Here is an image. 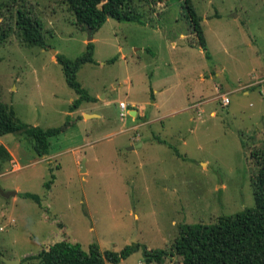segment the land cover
Here are the masks:
<instances>
[{
	"label": "rangeland",
	"instance_id": "rangeland-1",
	"mask_svg": "<svg viewBox=\"0 0 264 264\" xmlns=\"http://www.w3.org/2000/svg\"><path fill=\"white\" fill-rule=\"evenodd\" d=\"M138 2L139 21L109 17L89 39L65 0H18L41 22L46 46L24 44L16 31L0 44L1 98L23 122L63 130L44 156L23 135L0 136L22 166L12 170L9 163L0 173V189L18 192L0 191V264H37L41 250L63 239L86 251L94 243L102 251L138 243L117 264H158L145 260V250L169 249L181 224L214 223L255 206L252 152L264 151V0H191L209 56L183 0L154 8ZM11 15L5 21L13 25ZM89 41L94 61L77 79L93 99L71 111L80 95L53 51L75 59ZM169 73L170 108L148 103L146 120L155 121L129 129L131 116L122 119L120 103L152 102ZM224 92L226 105L217 96ZM136 133L143 146L131 150ZM163 264H182V257Z\"/></svg>",
	"mask_w": 264,
	"mask_h": 264
},
{
	"label": "trees",
	"instance_id": "trees-1",
	"mask_svg": "<svg viewBox=\"0 0 264 264\" xmlns=\"http://www.w3.org/2000/svg\"><path fill=\"white\" fill-rule=\"evenodd\" d=\"M141 0H65L76 17V23L95 32L109 17L117 20L139 21L138 11ZM165 0H145L154 8ZM187 8L192 33L205 50L207 40L200 23L201 17L196 13L191 0H183ZM18 0L0 2V44L9 39L16 31L21 42L30 46H46L41 22ZM17 8V11H14ZM12 12L14 23L6 20ZM95 45L87 43V50L75 59L57 53L56 59L62 65L66 81L80 97L73 102L71 110L77 109L85 100H92L77 79L83 64L94 61ZM61 127L43 128L20 120L14 108L4 103L0 94V136L8 133L23 135L31 140L38 156L49 152L50 138L61 133ZM252 156L258 165L253 178L255 206L231 215H221L214 223H183L179 226V235L169 249H146L145 260L148 263L163 264L167 257L179 255L182 264H264V151L254 150ZM12 154L4 144H0V173L12 160ZM24 196L39 201L35 194L25 192ZM140 248L138 243L126 245L122 250L102 251L96 243L84 250L78 243L66 239L51 244L41 250L35 258L37 264H106V261L119 263ZM31 258V257H30ZM33 258V257H32Z\"/></svg>",
	"mask_w": 264,
	"mask_h": 264
},
{
	"label": "crops",
	"instance_id": "crops-1",
	"mask_svg": "<svg viewBox=\"0 0 264 264\" xmlns=\"http://www.w3.org/2000/svg\"><path fill=\"white\" fill-rule=\"evenodd\" d=\"M181 36L184 37L185 35L184 34H181ZM171 45H172V48L173 49L178 46L177 42L174 41V40L171 41ZM137 49L138 48H132L130 50H137ZM53 59L55 61L57 60L56 59V54H54ZM172 63H173V65H175L174 68H173V71H174L173 74L177 73V75H179V72H180V68L179 67L180 66H178L175 63V60L174 59L172 60ZM171 77H172V74L169 73L168 75H166L164 77V81H163L162 84H160L159 87H154L153 93H152V102L151 101H144V100H141V99H138V98H131L130 101H131L132 105L129 107V105L126 103L128 105V114L131 116V122L133 123L129 127V129L135 130V132H136V129L138 128V126H141L142 124H145V123H150V122L155 121L154 119L151 120V121L146 120L147 119L146 114H147V110H148L146 108V105H148V103L151 104V106L154 107L155 109H157L158 111L159 110H163V109L170 108V103L173 100L172 99L173 97L171 95H165V94L168 93L172 89V87H173V84L172 83L171 84L169 83V80L171 79ZM180 84H181V80H178L177 83H176V85L179 86ZM216 90L219 91V88H217ZM226 93L227 92L219 93L217 96L219 97V96H222V95H227ZM86 101L89 102L91 100H86ZM198 103H191V107H195L196 104H198ZM139 104H140V107H139ZM80 106H81V104H80ZM77 109H75V110H77ZM71 111H73V110H71ZM84 114H85V116L87 118L92 117V116H97V115H94L92 113H89L88 114L87 112H84ZM215 114H216V112L214 110L211 111V115H215ZM139 119H141V122H138ZM138 136H139L138 133H136L135 134L134 141L131 144V147L129 149L134 150L135 148H138V147L143 146L142 143H139L140 141H139ZM152 140H156L158 142H163L162 140L156 139L155 137L152 138ZM8 150L10 151L9 148H8ZM10 153L12 154V157H13L12 160H11V162H10V163H12V170H18V169H20L22 166L17 162L18 161L17 158L14 156V154L11 151H10ZM82 163H83V161H82ZM84 164H85V160H84ZM17 194H18V192H17Z\"/></svg>",
	"mask_w": 264,
	"mask_h": 264
},
{
	"label": "water",
	"instance_id": "water-1",
	"mask_svg": "<svg viewBox=\"0 0 264 264\" xmlns=\"http://www.w3.org/2000/svg\"><path fill=\"white\" fill-rule=\"evenodd\" d=\"M90 31V34H91V36L89 37V39H92V34H93V31H91V30H89ZM130 50V49H129ZM129 50H124V52H126V51H129ZM54 52V54H57V52L56 51H53ZM82 171H85V164H84V161H83V163H82ZM0 191H1V193L3 194V195H5V196H11V195H16L17 194V192L16 191H3L2 189H0ZM7 263H9V264H15V262H16V260H5Z\"/></svg>",
	"mask_w": 264,
	"mask_h": 264
},
{
	"label": "built area",
	"instance_id": "built-area-1",
	"mask_svg": "<svg viewBox=\"0 0 264 264\" xmlns=\"http://www.w3.org/2000/svg\"><path fill=\"white\" fill-rule=\"evenodd\" d=\"M222 102L224 105L228 104L230 99L227 95H222ZM120 108L122 109L121 117L122 119L128 115V105L125 102L120 103Z\"/></svg>",
	"mask_w": 264,
	"mask_h": 264
}]
</instances>
